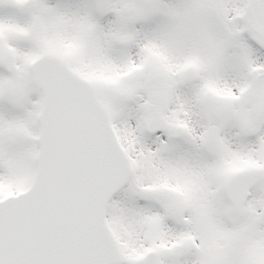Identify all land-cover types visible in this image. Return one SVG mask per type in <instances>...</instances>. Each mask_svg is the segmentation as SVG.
Listing matches in <instances>:
<instances>
[{
  "label": "snow or ice",
  "instance_id": "1",
  "mask_svg": "<svg viewBox=\"0 0 264 264\" xmlns=\"http://www.w3.org/2000/svg\"><path fill=\"white\" fill-rule=\"evenodd\" d=\"M0 264H264V0H0Z\"/></svg>",
  "mask_w": 264,
  "mask_h": 264
}]
</instances>
